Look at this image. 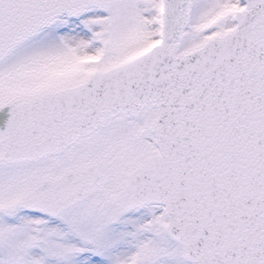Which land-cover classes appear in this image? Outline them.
Masks as SVG:
<instances>
[{
    "label": "snow or ice",
    "instance_id": "1",
    "mask_svg": "<svg viewBox=\"0 0 264 264\" xmlns=\"http://www.w3.org/2000/svg\"><path fill=\"white\" fill-rule=\"evenodd\" d=\"M0 264H264V0H0Z\"/></svg>",
    "mask_w": 264,
    "mask_h": 264
}]
</instances>
